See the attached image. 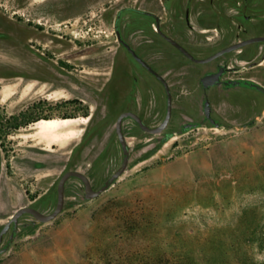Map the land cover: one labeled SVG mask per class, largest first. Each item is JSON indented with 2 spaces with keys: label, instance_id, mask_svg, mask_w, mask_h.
<instances>
[{
  "label": "rangeland",
  "instance_id": "1",
  "mask_svg": "<svg viewBox=\"0 0 264 264\" xmlns=\"http://www.w3.org/2000/svg\"><path fill=\"white\" fill-rule=\"evenodd\" d=\"M241 1L0 0V229L22 206L52 212L67 170L100 188L122 164L115 133L121 112L133 111L152 127L163 120V86L116 40L119 9L156 12L164 32L203 58L243 36V14L259 0ZM252 17L262 23L264 8ZM150 20L123 13L118 26L168 83V124L150 133L124 118L125 170L92 199L84 198L79 178H68L53 219L24 214L14 232L10 226L0 264H128L159 255L192 264H264L262 51L247 46L195 63ZM221 28L229 30L225 39L203 37ZM220 62L238 71L204 87L201 78ZM64 116L78 119L74 138L47 145L33 135L34 120Z\"/></svg>",
  "mask_w": 264,
  "mask_h": 264
},
{
  "label": "water",
  "instance_id": "2",
  "mask_svg": "<svg viewBox=\"0 0 264 264\" xmlns=\"http://www.w3.org/2000/svg\"><path fill=\"white\" fill-rule=\"evenodd\" d=\"M156 19V28L159 29L158 26V17H155ZM117 23V20H116ZM161 35L170 43L172 44L177 50H179L184 56H186L189 60L203 64L212 61L213 59L227 53L233 50L240 49L246 44L252 43V42H258V41H264V36H256L252 37L246 40H243L241 42H237L234 44H231L227 47H224L212 54H210L207 57L203 58H198L195 57L191 52H189L183 45H181L179 42H177L174 38L166 35L165 33L161 32ZM116 35L119 40V42L125 46L127 51L131 54V56L139 63L141 64L147 71H149L152 75H154L164 86L165 91H166V112L163 120L157 125V126H148L144 121L138 116L137 113L126 110L121 112L116 121H115V133L117 135V138L119 140L122 153H123V158H122V164L120 168L115 171L109 178L108 180L97 190L93 189L90 181L88 180L87 176L83 174L82 172L76 170V169H70L64 172L61 177L58 180L57 183V188H56V205L55 208L52 210V212L45 214L39 211L38 209L32 207V206H22L18 208L7 220V222L2 226L0 229V243L3 240V235L9 230L10 226L12 225V231L14 232L16 230V226L18 223V219L21 215L24 214H29L33 216L35 219L39 220L40 222H47L51 219H53L61 210L64 204V187H65V182L68 178L70 177H77L79 178L84 185V198L85 199H92L99 195L102 191L107 189L109 185L125 170L128 159H129V152H128V147L126 144L125 136L122 131V120L124 118L130 117L132 118L137 125L139 126L140 129L146 132L150 133H157L162 131L166 125L168 124L171 116V108H172V97H171V92L170 88L168 86V83L166 80L163 78L161 74H159L146 60H144L142 57H140L135 50L122 38L120 37V33L118 30H116ZM226 67L221 66L220 69L217 72L214 73H206L202 78H201V83L204 87H209V86H214L219 83L220 77L222 74L225 72Z\"/></svg>",
  "mask_w": 264,
  "mask_h": 264
},
{
  "label": "flooded vegetation",
  "instance_id": "3",
  "mask_svg": "<svg viewBox=\"0 0 264 264\" xmlns=\"http://www.w3.org/2000/svg\"><path fill=\"white\" fill-rule=\"evenodd\" d=\"M247 0H242L241 2H237L238 5L242 6L243 4L246 3ZM223 7L222 5L220 6V8ZM264 8V0H259L255 3L252 4V6H247V9L250 10V12H245L243 14V18L245 19V24L247 25L248 28H243L242 29V34L243 36L242 37H235L234 40H231L229 41L228 43L220 46L217 48V50H215L214 52L224 48V47H227L231 44H234V43H237V42H241L243 40H246V39H249V38H252V37H256V36H264V21L262 23H259V22H252L253 20V17H252V14H254V11H257V10H261ZM123 13H137L139 15H147L149 16V18L151 19L150 20V26L152 27L153 31L160 37L162 38L163 40H165L167 43H169L162 35L161 33L159 32V30L163 33H165L166 35H168L166 32H164L162 29H161V26H160V18L159 16L156 14V12L152 11V10H149V9H139L138 7H130L129 9H126L124 8L123 10L119 9L117 14H116V17H115V20H114V32H115V37H116V40L118 41V43L120 45H122L118 38H117V35H116V30L119 31L120 33V37L123 39L122 35H121V32H120V28L118 26V22L120 20V17ZM185 18L187 19L188 18V10L186 9L185 11V14H184ZM155 17H158V26H159V29L156 28V19ZM116 20H117V23H116ZM227 35H229V30L227 29H220V30H216L215 32L213 33H209V34H204L203 37L207 40H210V39H214V40H219V39H225L227 37ZM169 36V35H168ZM176 40V39H175ZM125 41V40H124ZM177 41V40H176ZM126 42V41H125ZM178 42V41H177ZM127 43V42H126ZM170 44V43H169ZM171 46H173L172 44H170ZM123 46V45H122ZM247 46H250V49H258L259 51H262L261 52V57L264 58V41H258V42H252V43H249V44H246L244 45L243 47L241 48H244V47H247ZM125 48V46H123ZM174 47V46H173ZM175 48V47H174ZM126 49V48H125ZM127 50V49H126ZM179 51V50H178ZM136 52V51H135ZM213 52V53H214ZM229 52L225 53V54H228ZM130 54V53H129ZM223 54V55H225ZM131 55V54H130ZM210 55V54H209ZM222 56V55H221ZM141 57V56H140ZM219 58V57H217ZM217 58L213 59V60H216ZM135 60V59H134ZM212 60V61H213ZM136 61V60H135ZM137 62V61H136ZM211 62V61H210ZM138 63V62H137ZM139 64V63H138ZM141 65V64H140ZM142 66V65H141ZM222 66V63H218V65L216 66V68L212 71H210L209 73H214V72H217L220 67ZM226 67V70L225 72H228V71H238L235 66H231V65H224ZM143 67V66H142ZM144 68V67H143ZM232 69V70H230ZM149 72V71H148ZM224 72V73H225ZM150 73V72H149ZM223 73V74H224ZM151 74V73H150ZM222 74V75H223ZM152 75V74H151ZM154 76V75H153ZM155 77V76H154ZM156 78V77H155ZM221 78V77H220ZM158 80V79H157ZM159 81V80H158ZM160 82V81H159ZM161 83V82H160ZM161 85L163 86V84L161 83ZM163 89H164V92H165V96H166V91H165V88L163 86ZM167 99V98H166Z\"/></svg>",
  "mask_w": 264,
  "mask_h": 264
},
{
  "label": "bare ground",
  "instance_id": "4",
  "mask_svg": "<svg viewBox=\"0 0 264 264\" xmlns=\"http://www.w3.org/2000/svg\"><path fill=\"white\" fill-rule=\"evenodd\" d=\"M85 123L86 118L79 119ZM78 119L72 117L40 118L31 125L33 135L44 141L47 145L59 144L72 139L76 135Z\"/></svg>",
  "mask_w": 264,
  "mask_h": 264
},
{
  "label": "trees",
  "instance_id": "5",
  "mask_svg": "<svg viewBox=\"0 0 264 264\" xmlns=\"http://www.w3.org/2000/svg\"><path fill=\"white\" fill-rule=\"evenodd\" d=\"M64 117H71V116H64ZM42 118H45V117H42ZM128 264H192V263L185 262L184 260L178 259V258L176 259V258H170V257L164 256V255H159V256L150 257V258L137 259L134 262H131Z\"/></svg>",
  "mask_w": 264,
  "mask_h": 264
},
{
  "label": "crops",
  "instance_id": "6",
  "mask_svg": "<svg viewBox=\"0 0 264 264\" xmlns=\"http://www.w3.org/2000/svg\"><path fill=\"white\" fill-rule=\"evenodd\" d=\"M140 30V29H139ZM140 31H144L143 29H141ZM0 168H1V170H2V161L0 162ZM2 182H3V178H2V174L0 173V184H2ZM26 194H22L21 193V195H20V198H19V203H21V204H26L27 203V201L29 202L30 200L25 196Z\"/></svg>",
  "mask_w": 264,
  "mask_h": 264
}]
</instances>
